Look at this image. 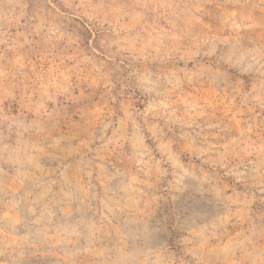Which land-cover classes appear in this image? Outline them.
<instances>
[{
	"label": "rangeland",
	"instance_id": "obj_1",
	"mask_svg": "<svg viewBox=\"0 0 264 264\" xmlns=\"http://www.w3.org/2000/svg\"><path fill=\"white\" fill-rule=\"evenodd\" d=\"M0 264H264V0H0Z\"/></svg>",
	"mask_w": 264,
	"mask_h": 264
}]
</instances>
